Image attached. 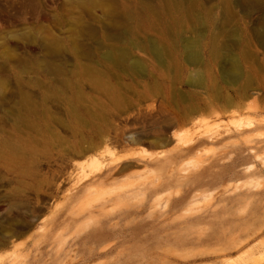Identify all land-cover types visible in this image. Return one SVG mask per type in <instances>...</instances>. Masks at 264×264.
I'll list each match as a JSON object with an SVG mask.
<instances>
[{
    "label": "rangeland",
    "instance_id": "rangeland-1",
    "mask_svg": "<svg viewBox=\"0 0 264 264\" xmlns=\"http://www.w3.org/2000/svg\"><path fill=\"white\" fill-rule=\"evenodd\" d=\"M0 264H264V0H0Z\"/></svg>",
    "mask_w": 264,
    "mask_h": 264
},
{
    "label": "bare ground",
    "instance_id": "bare-ground-1",
    "mask_svg": "<svg viewBox=\"0 0 264 264\" xmlns=\"http://www.w3.org/2000/svg\"><path fill=\"white\" fill-rule=\"evenodd\" d=\"M110 157H111V156H110ZM117 157H118V156H117ZM119 158H120V157H119ZM119 158H117V160H119ZM113 159H114V158H113ZM110 160H111V159H109V161H110ZM117 160H116V161H117ZM95 161H96V162H99V161H97V160H94V163H95ZM109 161L107 162V164H109ZM98 164H99V163H97V165H98ZM100 164H104V163H101V162H100ZM107 164H106V165H107ZM111 164H112V163H111ZM93 165H95V164H93ZM109 165H110V164H109ZM98 167H103V166H98Z\"/></svg>",
    "mask_w": 264,
    "mask_h": 264
}]
</instances>
